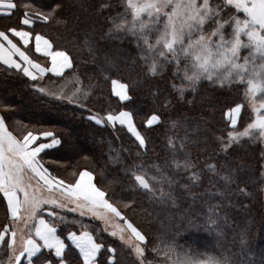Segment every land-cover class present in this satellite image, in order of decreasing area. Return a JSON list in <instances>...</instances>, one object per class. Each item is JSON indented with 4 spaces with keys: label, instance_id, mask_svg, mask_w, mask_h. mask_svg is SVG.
<instances>
[{
    "label": "trees",
    "instance_id": "16d2710c",
    "mask_svg": "<svg viewBox=\"0 0 264 264\" xmlns=\"http://www.w3.org/2000/svg\"><path fill=\"white\" fill-rule=\"evenodd\" d=\"M15 2L20 7L14 14L0 18V25L5 28L16 25L24 11L22 5L26 0ZM32 3L43 11L55 3L62 4L58 15L67 23L37 20L32 28L34 34L38 32L46 37L54 50L69 53L73 67L62 77L47 74L34 82L21 70L0 64V105L9 106L7 111L0 106V114L6 118L7 125L19 120L25 128V125L42 121L43 127L52 129L63 139L62 146L47 149L46 154L41 153L38 157L53 176L67 182L72 179L73 172L78 174L80 170H88L110 202L135 200L133 208H122V211L147 237L146 264H165L164 245L159 242H170L173 238L178 252L214 255L213 250L223 243L238 254L242 264L253 260L259 264L264 259V139L244 138L226 150L218 140L223 137L227 143L231 125L224 112L234 103L241 102L243 88L225 86L221 89L203 80L195 92L185 88L181 96L179 88L186 82L182 80V74L173 75L174 65H165L155 76L149 74L147 68L153 59H160L158 54L148 56L145 52L148 56L145 62L140 59L139 50L130 36L101 39L109 28L108 17L122 11L120 0H32ZM86 33L98 43L95 64L92 54L83 45ZM155 36L153 33V41ZM105 54L118 60L113 78H119L129 86L128 101L122 102L111 93L110 81L103 82ZM77 77L79 86L85 90L89 85L93 86L94 94L86 101L87 108L54 100L33 87L37 84L50 92L63 88L71 94ZM121 109L132 112L133 123L147 138L146 150L138 147L135 137L125 126L97 125L88 119L95 113L103 116ZM153 114L160 119L148 126L146 121ZM251 118L245 102L236 130H242ZM172 121L179 122L176 128L172 127ZM185 122L191 139L185 141L186 147L181 151ZM197 124L198 133L195 131ZM170 137L174 139L175 147L169 145ZM191 140H196V144ZM185 159L190 160L191 168H177L173 164L174 160ZM53 160L59 163H53ZM134 165H142L148 178L156 177L157 195L163 187L175 197V203L167 197L166 202L153 200L144 190L136 188L132 172L125 171ZM210 166L215 171L210 170ZM225 176H230L232 182L223 179ZM210 206H215L218 211L217 226L211 229L207 226ZM54 210L64 218L57 224L63 239L69 231L87 229L98 242L116 247L123 264H138L118 237L103 231L92 216H81L67 209ZM185 215L196 217L197 226L185 223L181 228ZM9 222L6 201L0 193V228ZM242 239L246 244L241 243ZM153 247H159L160 253H153ZM68 257L75 261L77 255L69 249ZM0 259H7L5 249H0ZM104 259L102 256V262Z\"/></svg>",
    "mask_w": 264,
    "mask_h": 264
},
{
    "label": "snow or ice",
    "instance_id": "6c2138e0",
    "mask_svg": "<svg viewBox=\"0 0 264 264\" xmlns=\"http://www.w3.org/2000/svg\"><path fill=\"white\" fill-rule=\"evenodd\" d=\"M22 6L24 11L17 18L16 25L0 30V64L9 69L22 70L24 76L34 82L43 78L46 73L62 77L65 69L73 67L69 53L53 51L50 41L40 33H35V51L51 61L50 66L45 67L35 62L18 46L20 43L25 47L29 45L33 36L32 26L37 20L67 23L58 15L62 4L55 3L47 11L36 7L32 0H26ZM18 7L20 5L15 0H0L2 15L11 16ZM120 7L122 11L108 17L109 28L101 39L130 36L139 50L140 59L145 62L148 56L158 54L160 59H153L147 68V72L153 76L162 72L165 65H174L173 75L182 74V80L186 82L179 88L181 96L185 88L195 92L203 80L221 89L225 86L242 87L241 102L234 103V106H229L224 112L231 123L227 143L223 137H218V140L226 150L231 144L240 143L244 138L264 139V0H219L216 3L213 0H120ZM153 33H156L154 41ZM83 45L92 54L95 64L98 43L86 33ZM145 52L148 56H145ZM14 57H19V61ZM117 63L118 60L111 55H104L103 82L110 81L111 93L122 102L128 101L129 86L119 78H113V69ZM79 83L77 77L75 90L71 94L63 88L50 92L37 84H33V87L54 100L87 108L86 101L94 94L93 86L89 85L85 90ZM172 86L177 87L175 84ZM245 102L252 118L242 130L237 131ZM0 106L5 111L9 110L6 104ZM88 119L97 125L115 127L118 123L126 126L138 142V147L147 149V138L133 123L131 111H109L103 116L95 113ZM159 119L158 115L153 114L146 124L151 126ZM178 123L172 121V127L176 128ZM25 128L22 138L17 137L9 130L6 118L0 115V193L6 201V217L10 220L0 228V249L7 252V259H0V264H24L22 257L26 258L27 264H123L117 256L116 247L98 242V238L87 229L79 234L75 231L67 233V240L78 250L75 261L69 259V245L61 239L57 230V224L64 218L54 209L79 211L81 216L91 214L104 223L105 232L118 237L130 250L129 254L135 256L138 264H146L147 237L122 211V208H133L135 200L110 202L106 198V192L94 183V175L88 170H80L78 174L73 172L72 179L67 182L53 176L38 157L41 153L46 154L47 149L62 146L63 139L52 129L43 127L42 121L31 126L25 125ZM185 128V137L180 141L181 151L186 147L185 141L191 139L186 122ZM195 131L199 132V124ZM191 142L195 145L197 141ZM169 145L175 147L172 137L169 138ZM52 162L59 163L56 160ZM173 164L177 168L192 167L188 159L174 160ZM210 170L215 171V168L210 166ZM125 171L132 172L135 187L144 190L151 199L166 202L167 197L175 203V197L171 192H165L163 187L157 195L156 177L148 178L142 165H134ZM193 178H196L195 174ZM223 179L232 182L230 176ZM240 191L243 192L244 189ZM55 193L59 194L58 197ZM69 205L72 207L69 208ZM45 212L52 219H46L42 215ZM217 215V208L210 206L207 217L210 229L217 226ZM114 220L119 222H113ZM185 223L197 226V218L185 215L180 227H184ZM159 243L164 245L165 264H242L238 254L223 243L213 250L214 255L178 252L174 238L170 242ZM241 243L246 244V241L242 239ZM42 249H48V254ZM152 251L159 254L161 249L153 247ZM102 256L105 257L103 262ZM249 264H255V261H249ZM259 264H264V259Z\"/></svg>",
    "mask_w": 264,
    "mask_h": 264
},
{
    "label": "crops",
    "instance_id": "0c3cea01",
    "mask_svg": "<svg viewBox=\"0 0 264 264\" xmlns=\"http://www.w3.org/2000/svg\"><path fill=\"white\" fill-rule=\"evenodd\" d=\"M4 11H7L6 9L4 10ZM2 17H6L5 15H2V14H0V18H2ZM4 29H6L5 28V26H2V25H0V30H4ZM25 30H27V28L25 29ZM34 36H35V34L33 33V36L30 38V43H29V45L27 46V47H25L22 43H20L18 46H20L21 47V49L22 50H25L26 52H27V54L30 56V58H32L35 62H37V63H39V64H41L42 66H45V67H47V66H50V64H51V61H50V58H48V57H46V56H44L42 53H37L36 51H35V40H34ZM46 38V37H45ZM14 40H18V38H13ZM47 39V38H46ZM51 43V42H50ZM52 50L53 51H56V50H54L53 48H52ZM15 59H17L18 61H19V57H14ZM22 63V62H21ZM15 69V68H14ZM17 70V69H16ZM66 70H68V69H65V71ZM22 71V70H21ZM47 74H51V73H46L45 75H47ZM44 75V76H45ZM52 75V74H51ZM119 98V97H118ZM118 124V123H117ZM119 125V124H118ZM126 127V126H125ZM127 128V127H126ZM56 195H57V197H58V193H55ZM70 207H72V205H69V208ZM77 213H79V211H76ZM42 215L46 218L48 215H47V212H45V213H42ZM85 215H90L91 216V214H85ZM47 219V218H46ZM57 230H58V228H57ZM77 234H79V232H76ZM58 235H60L59 233H58ZM61 237V236H60ZM61 239H63L62 237H61ZM65 242H66V244H68L69 245V248H68V250L69 249H71L73 252H75L76 253V255L78 256V250L77 249H75V247L74 246H71V242L70 241H68L67 240V234H66V237H65ZM42 251L43 252H46V254H48V249H42ZM22 261H24V264H27V260H26V258H24V257H22Z\"/></svg>",
    "mask_w": 264,
    "mask_h": 264
},
{
    "label": "rangeland",
    "instance_id": "374dc122",
    "mask_svg": "<svg viewBox=\"0 0 264 264\" xmlns=\"http://www.w3.org/2000/svg\"><path fill=\"white\" fill-rule=\"evenodd\" d=\"M64 86H65V84H63L62 87H64ZM6 116H7V114H6ZM7 118H10V117H7ZM9 121H10V119H9ZM17 121H19V120H13L12 123H9V130L12 131L13 134H15L17 137L22 138L23 134L26 132V129L23 127V125L21 124L20 121H19V123H17ZM230 125H231V123H230ZM21 128H23V130L20 132V134H18V131H20ZM32 183L34 184L35 180H33ZM54 195H56V194H54ZM95 220L99 223L100 226H102V229H104V227H105L104 223L98 219H95ZM113 222H119V221L114 220ZM110 230H111V228H110Z\"/></svg>",
    "mask_w": 264,
    "mask_h": 264
}]
</instances>
